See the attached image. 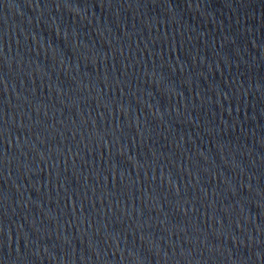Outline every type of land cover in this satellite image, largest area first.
Here are the masks:
<instances>
[{"label": "water", "instance_id": "1", "mask_svg": "<svg viewBox=\"0 0 264 264\" xmlns=\"http://www.w3.org/2000/svg\"><path fill=\"white\" fill-rule=\"evenodd\" d=\"M0 264H264V0H0Z\"/></svg>", "mask_w": 264, "mask_h": 264}]
</instances>
